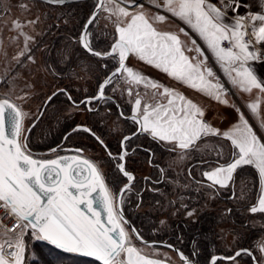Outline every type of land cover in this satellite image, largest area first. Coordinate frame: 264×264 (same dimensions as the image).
I'll list each match as a JSON object with an SVG mask.
<instances>
[{"label":"snow or ice","instance_id":"snow-or-ice-1","mask_svg":"<svg viewBox=\"0 0 264 264\" xmlns=\"http://www.w3.org/2000/svg\"><path fill=\"white\" fill-rule=\"evenodd\" d=\"M47 2L63 4L64 0ZM219 3L222 8L207 0H161L153 5L157 14L149 17L143 10V5L140 6V11L130 13L119 6L104 8L101 0L99 7L109 13V18L116 17L113 21V42L107 48L97 51L91 41L86 39L91 35L90 26L96 22V14H93L85 23L78 43L93 57L100 60L118 57V62L114 66L115 70L99 82L96 95L86 96L80 104L93 111L92 102L107 99L105 90L114 82L123 84L130 97L133 96L135 86L132 116L128 117L139 126L138 132L133 135L143 133L150 135L153 140L171 143L174 145L172 151L176 148L190 151L203 137L222 135L231 142L234 159L226 166L204 172L203 176L212 181L213 187L218 185L220 188H227L237 169L254 165L264 188V143L239 106L236 111L243 127L237 126L232 131L220 133L204 119L206 111L193 100L127 64L129 59L136 57L185 87L206 93L217 102L227 103L226 99L221 100L220 97V93L226 94L224 86L205 79V74L209 78L213 77V71L206 66L205 61L197 58L190 60L185 55L178 35L159 31L154 26L155 23H166L170 16L189 26L198 35L212 57L219 62L221 69L227 73L232 86L245 93L258 90L264 97V76L261 75L264 70V53L259 48H254L253 40H245L251 29L255 44L264 45V0H219ZM253 6L258 8L257 12L251 11ZM241 8L244 9L243 14L240 13ZM229 11L233 13L231 18L228 17ZM229 19L231 22H226ZM28 23L32 24L34 21ZM23 27L21 22L14 21V29L22 32ZM180 32L187 35L184 28ZM28 39L30 38H26L25 50L14 58L17 64L21 63L20 57L31 52L27 47ZM223 41H228L230 47H222ZM191 42L196 45L195 39ZM188 50H194L203 56L200 47ZM27 59L33 61L30 54ZM68 60L70 57L65 62ZM257 64L261 65V69L255 67ZM104 67H107V63ZM45 71L59 74L54 67L46 66ZM0 82L11 84L15 88V77L9 81L5 76L0 78ZM141 85L143 94L140 91ZM59 92L66 93L67 89H60ZM57 94L53 93L48 97L46 103H50ZM18 98L26 99V95ZM68 99L79 107L70 94ZM260 99L258 97L256 101L245 104L253 117L259 115ZM27 115L11 99L0 98V264H22L25 253L24 236L28 230L36 240L48 241L67 252L93 256L102 264H139L140 261L143 264H160L159 261L140 255L133 245L132 236L126 229L127 221L117 210L114 193L106 183L99 164L81 155L39 160L26 151L27 137L23 135V121ZM120 116L124 118L122 111ZM6 125L10 132L6 131ZM260 127L264 128V119L260 120ZM76 130L91 132V129L80 125ZM131 139L132 136H124L121 144L124 145ZM97 140L105 148L108 147L99 137ZM83 151L76 149L77 153ZM109 156L111 157V153ZM183 158L181 155V159ZM124 160L125 155L119 156L118 171L128 182H134L135 177L127 170L126 164L119 162ZM131 186L132 183L126 184L120 190L121 204L124 193ZM249 211L252 214L264 213V195L259 198L258 206H252ZM227 212L230 214L231 209ZM193 214V211L187 212L189 217ZM5 220L12 222V226L4 224ZM131 231L137 239H141L135 229ZM257 247L264 255V241ZM122 254H126V258H122ZM242 254L252 255V252L241 249L236 256ZM253 260L254 264H259L255 257ZM212 264H215V257Z\"/></svg>","mask_w":264,"mask_h":264},{"label":"rangeland","instance_id":"rangeland-1","mask_svg":"<svg viewBox=\"0 0 264 264\" xmlns=\"http://www.w3.org/2000/svg\"><path fill=\"white\" fill-rule=\"evenodd\" d=\"M92 3L96 5V0H92ZM68 4L54 5L40 0H0V78L7 76V79L10 81L15 77V88H13L11 84L0 82V98L11 99L14 103L21 107L25 113L28 114L23 121L24 129L31 125L34 127L37 119H39L40 109H42L45 100L51 93H53L54 90L62 86H66V84H70L72 88L74 87L73 90L76 92L80 91L81 95L88 90L91 83L94 82L93 80L95 77H93V75L98 72L97 69H99V67L96 59L86 53L78 43L81 27L86 17L89 16V12L86 13L88 16L86 15L84 20H79L76 34L69 33V29L72 25L77 23L78 17L75 12L69 8L70 6ZM21 5L24 7H21ZM103 5L104 8L109 9H113L118 6L117 4L113 2L111 3L107 0H103ZM115 19V16L109 18V13L105 12L103 8H100L96 15V22L90 26L89 31L91 35L86 37V39L91 41L92 34L94 32L100 35V32L104 31L103 34L104 36L105 34L107 35L105 38L107 43L110 45L113 42L115 35V26L113 23ZM124 19L127 20V18ZM14 21H19L22 25H24L22 32L14 29ZM29 21H34V23L29 24ZM26 38H30L27 41V47L31 49V52H26L24 56L20 57L21 63L17 64V61L14 58L25 50ZM56 38L59 39L57 48L52 46V43ZM71 44L76 45L80 50L78 51L80 54L77 57L78 60L74 63V71L69 74V78L67 79H64V74H62L60 75L62 76V78L60 77V80H54L56 76L55 72L45 71L46 66L48 68H52V64L50 66V64L47 63L50 59L47 58V56L50 55L51 57H56L61 61L66 60L71 54V48H69V45ZM96 50L101 51L100 48ZM29 54L33 57V61L27 59V55ZM111 60L113 62L115 61V64H117L118 57L117 59ZM127 64L147 77L153 78V76L156 75L157 78H153L154 80L173 88L176 93L193 100L199 107L206 111L207 114L204 119L220 133L232 131L237 126L243 127V124L239 119V113L236 111L237 106H239L243 110L245 118L253 126L258 137L261 138V142L264 143V128L260 127V120L264 119V109H261V113L258 112V114L260 113L258 117H253L249 114V110L245 107V105V108L243 109L238 101H235L237 104L236 107H226L228 109L221 110L220 102H217L214 97H211L206 93L194 91L193 89L187 87H185L184 91H182V86L181 90H177V81L169 78L165 73L156 70L154 67L147 65L136 57H132ZM28 85H31V87ZM109 87V92L111 94L114 93L120 102L130 105V108L132 109V104L135 99V86L133 87V96L131 97L126 94V90L121 83L114 82L109 85ZM140 91L143 94L144 89L142 85L140 86ZM25 95L26 99L18 98L24 97ZM221 100L223 99L221 98ZM177 103H179V101H177ZM50 109V106L46 107L47 112L44 113V118L49 115L51 111ZM63 111L62 116L66 117H63V119L75 120L76 122H74L75 124L73 123L74 125H83L84 123L90 125L91 123L90 120H88V114L80 108L72 105H66L63 108ZM223 112H226L228 115H224L225 113ZM96 116V118L99 119L98 124H100L101 120V125L103 126V129L106 130V133H114L116 139L118 138L120 143L124 137L122 136L124 133H121L124 120L115 114L109 113L108 115L106 110L98 112ZM105 137L106 140L111 141L108 134H105ZM81 144V148L84 150L82 154L87 158H90L93 163L101 166V171L105 178H110V169L116 170L115 172L118 171V168L108 157L105 150H103L96 141L93 140V142H89L87 140H81ZM168 144L171 146L173 145L171 143ZM230 145L231 142L225 140L222 135L207 136L197 142L196 148L191 151H183L177 148L175 151H168L166 153V158L164 159L166 162L164 163L166 165L165 170L167 173L165 172L166 175L164 174V176L166 178V185L170 188L171 193L167 194L166 192V194L162 193L161 195L154 197L150 195H146L145 197V195H143L144 199L138 210L140 213H144L148 211L151 206L157 207L158 217L154 227L155 230H160L163 227L168 226V220L174 216L183 215L184 218L188 217L190 219H195L197 216L196 214L202 210H214L215 212L220 213L223 217L216 228L218 235L217 239L223 244L225 254L229 255L232 251H234L236 246L233 244H235L234 241L237 238L234 234V229L237 231L242 230L241 226H238L237 224L235 225V223L230 221L228 217H225L227 214L224 209L227 208V206L229 207V205H237L235 202H238V197H241L242 193L246 191L245 189L248 188V182L240 179L239 177L236 179L234 183V192L237 196L232 200L233 204L231 202L228 204L221 199L223 196L222 189L224 188L221 189L222 195L217 196L216 193L213 192V189L208 187V185L201 183L195 184L194 182H191L188 175H186L187 164L191 161L194 154H197V156L199 154L202 158L206 155L208 158L209 156L210 158L215 156L217 158L219 157V160L224 161L229 156V152L232 150ZM50 149L51 148L39 153H50L49 155H52L53 153H51ZM236 151L238 152V150ZM181 155L184 156L183 159H181ZM138 165L139 166H137L136 170L139 174L144 175L148 171H151V168L147 164L146 160H139ZM226 165L227 164H224L223 166ZM206 166V164H197L195 167H192L191 172H194L193 176L195 175L197 178L203 180L204 178L199 174L203 172V169ZM220 166L222 165L210 167L205 172H211ZM120 174L121 173L119 172L118 175L121 176ZM183 175L186 177L185 179H183ZM259 184L260 198L261 195H264V188L261 186V181ZM190 189L195 190L194 193L199 192L204 197L200 206H189L190 202L195 201V195H191L190 198L187 196ZM113 191L116 192V190ZM126 195L127 194L124 193L123 199ZM187 201L190 202L188 203ZM184 205L187 207H184ZM250 208L251 207H247V209L241 211L244 215V223L253 227L264 228V215L257 213L252 214L249 211ZM188 211H193L194 214L189 217L187 215ZM261 241H264V234L255 238L252 243V247L255 251L259 264H264V255H262L257 247ZM24 242L25 253L22 264H45L40 260L39 255L36 253L38 251L36 243L45 245V243L48 242H45L44 240H36L31 235L30 230L25 233ZM132 243L140 252L144 254L165 259L170 264H183L175 253L166 246L145 245L136 241L133 236ZM44 248H42L43 251L45 250ZM67 253L69 254L61 253L50 247L47 255H50L51 260H49L48 264H99L95 261L78 258L71 252ZM240 257L241 256L238 257L239 259L237 258L221 264H243V262L240 261ZM122 258H125L124 254H122Z\"/></svg>","mask_w":264,"mask_h":264},{"label":"flooded vegetation","instance_id":"flooded-vegetation-1","mask_svg":"<svg viewBox=\"0 0 264 264\" xmlns=\"http://www.w3.org/2000/svg\"><path fill=\"white\" fill-rule=\"evenodd\" d=\"M97 64H98V72H99V76H98V80L96 81V79H94V86L92 88H88V90H86L83 94H81L80 96L76 97V99H73L74 101L77 102V104L79 105V107L74 106L72 104V102L70 101L71 105L77 108H80L81 110L85 111L87 114L90 113H95L98 114V112L100 111H104L106 110V113L109 115V113L111 114H115L117 116H120V112L122 111L124 113V118H122L123 120H126L128 122V125L131 127V129L129 130V132H125L122 136H127V135H131L132 139L130 141H128L126 144L122 145L121 142L118 143V147L117 148H105L98 140L97 137H99L102 141L103 144L109 143V140H106L105 135L100 132L101 128H103V126L101 125V120H100V124H94V123H90L86 124L84 123L83 127L89 128L91 129V132H86L88 135L91 136V138L96 141L103 150H105L106 154L108 155V157L113 161V163L115 164V166L117 167V161L119 156L121 155H125V160L124 161H119L120 163H125L126 164V168L127 170L134 175L135 180L134 182H128L127 178L124 177L122 174H120L121 176V182L120 185H118V187H114L113 184L110 181V178L108 179L107 177L105 178L106 183L108 184V186L113 190H116V192L113 191L114 196H115V200H116V207L117 210L120 211L125 219V221L127 220V224H126V229H128L131 233V235L133 236V238L138 241L139 243L144 244L140 239L136 238L135 233H132V228L136 230V233L139 234V236L141 237V239L143 240H161V241H165L171 245H173L178 252L184 257L186 258L188 261L186 262V264H198L196 261L198 259V255H199V250L195 251L192 249H189L188 251L184 250L183 247V243L185 242V238L184 235L182 234V232H178L176 235L172 234V232L170 233L169 231H162V229H156L155 230V225L149 223L148 221H151V217L148 216L147 214L145 215V226L143 227V225L141 224V220L139 219V214L140 212L139 207L144 199L143 195H161L166 194V189H167V185H166V178L164 176V174L166 175L167 171L165 170V163L166 161H164V159L166 158V153L168 151H172L171 149L174 147L173 145H169L168 143L162 142V141H158V140H153L151 138L150 135H146L143 133H139L137 135H133L137 130V124H135L131 119H128L127 116L131 117L132 116V109L130 108V105L124 104L123 102H120L118 97L115 96V94H111L109 92L110 87L108 86L105 90V97L107 99H99V100H94L92 102L91 108L94 109L93 111H89L88 107L80 104L81 101L84 100V98L86 96H94L96 95L98 88H99V82H102L103 79L106 77V75L112 70L108 71V73L105 75V70L106 67H104V64L107 63L105 60H96ZM74 68V67H72ZM114 69V67H113ZM74 71V70H73ZM96 81V82H95ZM70 88V87H69ZM68 87H60L57 88L56 90L53 91V93H57L59 92L60 89H67V92L64 93V95L68 98V95L70 94V91ZM72 88V87H71ZM74 89V87L72 88ZM53 93H51L50 95H52ZM71 95V94H70ZM72 97V96H71ZM45 109V107H44ZM43 109V111H44ZM43 111L41 112V115L43 113ZM39 112V118L41 117ZM38 121V119H37ZM78 125H74L72 126L73 129H77ZM98 127H101L100 129ZM32 128V125L27 127L24 131V136L28 137V134L30 132ZM72 129H70L67 133H65L61 139V142L57 145H54L52 147H50L51 149V153H53L52 155H49L50 153H39L41 152V150H32L28 147L27 144V149L30 151H33L34 154L31 153V155L34 158L37 159H51L54 157H58L61 155H69V154H75V155H81L82 157L87 158L86 156H84L82 153H77L76 149H82L81 145L77 146V145H71L68 143L69 142H64L65 141V137L66 135L71 131ZM100 130V131H99ZM94 134V135H93ZM138 137V138H135ZM105 139V140H104ZM200 141V140H199ZM197 141V142H199ZM27 143V140H26ZM108 146V145H107ZM231 146V145H230ZM196 146L193 148L195 149ZM232 148V146H231ZM177 149V148H176ZM192 149V150H193ZM191 151V150H190ZM109 153H111V157L109 156ZM140 153H142L143 155H140ZM207 156V155H206ZM201 157L196 156L191 159V161L187 164L186 167V171H187V175L190 179L191 182H194L195 184H204V185H208V187L213 189V192L216 193L217 196L220 195V191L222 188H220L218 185H216L215 187L212 186V182L210 180H207L204 176L203 173L208 170L210 167L213 166H217V165H224V164H228L230 163L233 159V149L231 150V152H229V156L226 158V160L222 161L219 160L217 157H213V158H208L207 157ZM139 160L144 161L146 160L147 164L150 166L151 171L147 172L146 174L142 175L139 174L136 170L137 166H139ZM91 161V160H90ZM92 162V161H91ZM204 165L206 164L207 166L203 169V172L199 175H202V177L204 178L203 180L197 178V176H193V174L189 175L190 169L192 167H195L196 165ZM248 165L243 166L242 168H245ZM252 167H254L253 165H251ZM157 168V170L159 171L158 174H153V169ZM255 168V167H254ZM256 169V168H255ZM118 170V169H117ZM238 170V169H237ZM242 170V169H241ZM257 170V169H256ZM166 172V173H165ZM119 173V171H118ZM194 173V172H193ZM235 173V172H234ZM234 173H233V179L231 181L228 182V187L222 189V191H224L223 196L221 197V199H227L229 201L233 200L237 195L234 192V183L236 181V179H234ZM258 173V171H257ZM258 177H259V183H260V176L258 173ZM132 183V186L130 187V189L128 191H126L125 193L127 194L126 197H124L123 199V203H120V190L121 188L126 185V184H130ZM260 185V184H259ZM220 188V189H219ZM226 191V193H225ZM260 187L258 186V188L256 189V197L254 199V201H251L250 203H247V207H252V206H258V199H259V195H260ZM225 195V196H224ZM175 204V203H174ZM191 207H195V205H189ZM232 207V206H231ZM230 209V206H229ZM247 209V208H246ZM197 213V212H196ZM257 214L260 215H264L260 212H257ZM188 218V217H187ZM143 219V218H142ZM192 221H196L197 217L195 219H191ZM131 226H130V225ZM168 224H169V220H168ZM169 226V225H168ZM167 227V226H166ZM258 238V237H257ZM189 242H191L190 245L195 244V241L192 239H189ZM146 245V244H145ZM169 248V247H168ZM190 248V246H189ZM241 249H247L250 250L252 252V255L256 258V261H258L256 255H255V251L252 248H247L244 246H238L234 249V251H232V253H230L229 255L225 254L224 251L221 252H214L211 253V255L207 258V264H212V258L214 256H221L224 258H228L232 255H234V253H237L238 251H240ZM171 251H173L175 253V251L173 249L170 248ZM139 251V250H138ZM67 252V251H66ZM74 253V252H71ZM80 256H84L78 253H74ZM139 254L142 255L145 258H155V259H159L162 260L164 262H167L165 259L162 258H156L147 254H144L142 252L139 251ZM126 257V254H124ZM176 255V253H175ZM177 256V255H176ZM240 261L243 262V264H254L253 258L251 257V255H247V254H242L240 255ZM86 257V256H84ZM239 256H234L233 259H221V258H217L215 259V264H221V263H225L227 261H231V260H235L237 259ZM90 258V257H88ZM135 258V257H133ZM243 258V259H242ZM93 259V258H92ZM239 259V258H238ZM95 260V259H94ZM97 261V260H96ZM99 262V261H98ZM182 262V261H181ZM259 262V261H258ZM101 263V262H99ZM183 263V262H182ZM102 264V263H101ZM170 264V263H168ZM184 264V263H183Z\"/></svg>","mask_w":264,"mask_h":264},{"label":"trees","instance_id":"trees-1","mask_svg":"<svg viewBox=\"0 0 264 264\" xmlns=\"http://www.w3.org/2000/svg\"><path fill=\"white\" fill-rule=\"evenodd\" d=\"M68 5L70 6L69 8L73 10L76 16L78 17L77 23L72 25V27L69 29V33L76 34L78 30L79 20L81 19L84 20V18L87 15L86 13L89 12L90 14L93 8L95 7V4L92 3V0H82V1L74 2ZM103 32H100V35L96 32L92 34L91 43L95 49L100 48V50H103L109 46L105 38L107 35L105 34L104 36ZM54 42L52 43V46L57 48L59 39L58 38L54 39ZM69 48H71V54L69 55L70 60H68L67 63L65 62L66 60L61 61L56 57H51L50 55L47 56V58H50L49 61H47V63H49L50 66L52 64L51 67H54L55 69L59 71V74L55 72L56 76L54 80H60L62 78V76L60 75L62 74H64L63 78L67 79L69 78V74H71V72L73 71L72 67H74L75 65L74 63H76V60H78L77 57L80 55L78 51L80 50L74 44L69 45ZM94 59L100 60L96 57H94ZM111 59L112 58H107L105 60L107 62L105 75L108 73V71L113 69V67L116 65L115 61L113 62ZM98 76H99V72H96V74L93 75L96 81L98 80ZM93 86H94V82L91 83L89 88H92ZM63 87H66V88L70 87L68 90L70 91V94L73 99H76V97L80 95V91H77V92L74 91L71 88L70 84H66V86H63ZM57 93L58 94L51 100V102L47 103L41 117L35 123L34 127L31 128L28 134L27 144H28V147L32 150L44 151L54 145L59 144L61 142L63 135L67 133L70 129H72V126L75 124L74 122H76L73 119L71 120L63 119V117L66 118L65 116H62V113L64 112L63 108L66 105H71V103L68 100V98L64 95V93H60V92H57ZM48 106L51 107L50 109L51 111L49 115H47V117L44 118L43 115L45 112H47L46 107ZM96 115L97 114L95 113L88 114L87 115L88 120H90L91 123L98 124L99 119L96 118L97 117ZM123 124L124 125H122V131H121L122 134L125 132H129V130L131 129V127L128 125V122L126 120L123 121ZM98 128L100 129L101 127H98ZM100 132H102L104 135L108 134V137L111 138V141L107 143L108 148L113 149V148L118 147L119 141H118V138L116 139L114 133H106V130H104L103 128H101ZM135 138H138V137H135ZM81 140H87L89 142H93V139L91 138V136L88 135L85 131L73 130V129L66 135L64 142H69L68 144L80 146ZM140 155H143V154L140 153ZM193 156L196 157L197 154H194ZM153 170H154L153 174L159 173L157 168ZM115 171L116 170L110 169V181L113 184V186L116 188L118 187V185H120L121 177L118 175L119 174L118 171L117 172ZM190 172H191V169H190ZM191 174H193V172H191ZM234 176H235L234 179H237L239 177L240 179L247 181L248 188L245 189L246 191L242 193L241 197H238V202H235L237 204L236 206L232 205L231 207L229 205L231 209L230 214L227 212V210L229 209L228 206L227 208L224 209L225 213L227 214L225 217H228L230 221L235 223V225L237 224L238 226H241L242 231L240 230L237 231L236 229H234V234L236 235L237 238L234 241L235 244L233 245L236 247L244 246L247 248H252V243L255 240V238L264 234V228L253 227V226L245 224L244 215L241 213V211L247 208L248 202L250 203L251 201H254L257 195L256 189L259 186V177H258L257 170L251 165H248L245 168H239L234 173ZM183 177H184L183 179L186 178L184 175ZM166 191H167V194L171 193V190L168 187ZM194 191L195 190L190 189L187 193V196L190 198L191 195H195L194 197L195 201L194 202L187 201V202L188 203L190 202V205L200 206L201 203L203 202L204 197L199 192L194 193ZM222 193H224V191ZM222 193L220 194V196L222 195ZM154 196H157V195L155 194L153 195V197ZM222 200L228 204H230L229 202L231 203L233 202L232 200L229 201L227 199H222ZM157 210L158 209L156 206H151V208H149L148 211L139 214V219L142 221L141 224L143 225V227L146 224L144 220L146 214L151 217V221L149 220L148 222L155 225L157 221V217H158ZM196 215H197L196 221H192L190 218H184L183 215L174 216L169 220V224H168L169 226L164 227L162 231H169L170 233L172 232L173 235L174 234L176 235L179 231L182 232L185 238V242L183 243L184 250L185 251H188L189 249H192L195 251L199 250L198 259L196 262L198 264H207V258L211 255V253H214V252L218 253V252L224 251L223 244L218 241L217 239L218 235L216 232L217 231L216 228L223 217L221 216L220 213H217L214 210L212 211L202 210L198 212V214ZM192 238L195 241V244L190 245L191 242H189V239H192ZM36 244H37L36 248L38 249L36 253L39 255L40 260L43 261L45 264H48L49 260H51L50 255H47V253L50 250V247L54 248L55 250L61 253L69 254L66 251L60 250L54 245L49 244V242L45 243V245H42L40 243H36ZM42 248H44L45 250L43 251ZM73 255L77 256L78 258H83V259H87V260L95 261L99 263L98 261L92 258L80 256L74 253Z\"/></svg>","mask_w":264,"mask_h":264},{"label":"crops","instance_id":"crops-1","mask_svg":"<svg viewBox=\"0 0 264 264\" xmlns=\"http://www.w3.org/2000/svg\"><path fill=\"white\" fill-rule=\"evenodd\" d=\"M217 1L219 2V0H217ZM249 2H250V0H249ZM208 3H210V2H208ZM211 4H213V3H211ZM140 10H141V8L137 11L130 12V13H135V12H138ZM143 10L145 11L146 15L149 17H153L157 14V9L155 7H153V5L143 6ZM251 11L257 12L258 8L253 6ZM240 13L241 14L244 13L243 8L240 9ZM232 15H233V13L231 11H229L228 17L231 18ZM226 22H231V21L229 19ZM154 26L159 31L171 32V33L178 35V37L180 38V40L182 42V45L184 46L185 55H187L190 58V60H192L193 58H197L199 60L205 61L206 66L212 69L213 77L209 78L205 74V79L211 80L212 82H218V83L222 84L226 90V94H225V92L220 93V97L223 100H225V99L227 100L226 104L220 102L221 110L222 109H228L226 107H236L237 104L235 101H238V103L244 109L245 108L244 105L247 102L256 101L258 99V97H260L261 99H260V103H259V107H258V112L261 113V109H264V97L261 96V94L258 92V90H253L251 93H245L243 91L238 90L236 87L232 86L229 79H228L227 73H225L221 69L219 62L216 61L214 57H212L210 51L204 45V42L202 40H200L198 35L189 26H187L183 22L176 20V18L170 17V16L167 19L166 23H155ZM257 27H259V22H257ZM181 28L185 29V32L187 33V35L180 32ZM193 39L196 40V45L192 44L191 41ZM252 40H253L254 48H259L261 53H264V45H256L253 36H252ZM195 47H200L202 49L203 56H200L194 50H192V51L188 50V49H194ZM129 60L127 62H129ZM193 62H195V60H193ZM255 67L257 69H261V65L257 64V65H255ZM233 75H235V74L233 73ZM261 75L264 76V70L261 71ZM153 78H157V76L155 75V76H153ZM181 86H182V91H184L185 86L179 82L177 83V90H181ZM223 113H225L224 115L227 114L226 112H223ZM260 113H259V115H260Z\"/></svg>","mask_w":264,"mask_h":264},{"label":"water","instance_id":"water-1","mask_svg":"<svg viewBox=\"0 0 264 264\" xmlns=\"http://www.w3.org/2000/svg\"><path fill=\"white\" fill-rule=\"evenodd\" d=\"M40 1H43V2H46V3H48L47 2V0H40ZM78 1H82V0H64V2H63V4H68V3H73V2H78ZM102 2H103V0H102ZM49 4H54V5H63V4H55V3H49ZM101 4V0H96V5H95V7L93 8V10L91 11V13L89 14V16L85 19V21H84V23H83V25H82V27H81V31H80V34H79V37H80V35H81V32L83 31V29H84V25H85V23L87 22V20L93 15V14H96L97 15V13L99 12V10H100V8L101 7H99V5ZM83 49V48H82ZM84 50V49H83ZM85 51V50H84ZM86 52V51H85ZM86 53H88V52H86ZM89 54V53H88ZM115 70V68L114 69H112L107 75H109L111 72H113ZM106 75V76H107ZM105 79V78H104ZM103 79V80H104ZM50 96H52V95H50ZM49 96V97H50ZM48 100V98L45 100V102H44V106L47 104L46 103V101ZM44 106L42 107V109H41V112L43 111V109H44ZM41 112H40V115H41ZM127 117H129V116H127ZM137 127H139L138 125H137ZM6 131H8V132H10V129L9 128H7V125H6ZM135 132H138V128H137V130L135 131ZM127 136H131V135H127ZM122 140H123V138H122ZM121 140V141H122ZM26 151L28 152V153H32V154H34V152L33 151H30V150H28V149H26ZM72 155H75V154H69V155H61V156H58V157H54V158H51V159H57V158H59V157H63V156H72ZM34 158V157H33ZM84 158V157H83ZM35 159H37V158H35ZM86 159V158H85ZM39 160H46V159H39ZM125 187V185L122 187V188H124ZM121 188V189H122ZM127 221V220H126ZM128 222V221H127ZM130 225V224H129ZM131 226V225H130ZM131 228L133 229V227L131 226ZM144 244H146V245H151V246H166V247H169V248H171V249H173L174 251H175V253H176V255H177V257L184 263V264H186V262L188 261L186 258H184L179 252H178V250L173 246V245H171V244H169V243H167V242H165V241H161V240H143V239H140ZM48 242V241H47ZM53 245V244H52ZM55 246V245H54ZM56 247V246H55ZM58 248V247H57ZM60 250H63V249H61V248H59ZM64 251V250H63ZM78 254H81V253H78ZM81 255H83V254H81ZM236 255V253H234V255H232V256H230V257H228V258H224V257H221V256H214L215 257V259H217V258H221V259H229V258H234V256ZM84 256H86V255H84ZM86 257H90V258H93V259H95V260H97L95 257H93V256H86ZM213 257V258H214ZM251 257L253 258L254 256L253 255H251ZM126 258V257H125ZM213 258H212V260H213ZM134 260L136 259V257L135 258H133ZM147 259H151V260H154V261H159L160 262V264H168L167 262H164V261H162V260H159V259H155V258H147ZM98 261V260H97ZM254 261V260H253ZM99 262H101V261H99ZM102 263V262H101ZM139 264H143V262L142 261H140L139 262Z\"/></svg>","mask_w":264,"mask_h":264},{"label":"built area","instance_id":"built-area-1","mask_svg":"<svg viewBox=\"0 0 264 264\" xmlns=\"http://www.w3.org/2000/svg\"><path fill=\"white\" fill-rule=\"evenodd\" d=\"M107 1H110L111 3L113 2L120 7H124L129 12H134L139 10L141 5L150 6V5H154L155 3L161 2V0H107ZM207 2L213 3L217 7L222 8V5L217 0H207ZM245 40H252L251 29H249V35L245 37ZM222 46L226 49L230 47L228 41H223ZM4 224H7L8 227L12 226V222L8 220H5Z\"/></svg>","mask_w":264,"mask_h":264}]
</instances>
